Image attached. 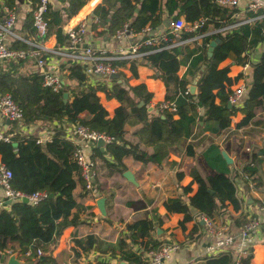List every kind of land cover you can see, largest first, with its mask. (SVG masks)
<instances>
[{
	"label": "trees",
	"instance_id": "16d2710c",
	"mask_svg": "<svg viewBox=\"0 0 264 264\" xmlns=\"http://www.w3.org/2000/svg\"><path fill=\"white\" fill-rule=\"evenodd\" d=\"M36 3V0H34ZM63 6L59 9L50 7L46 14L48 31L41 41L51 36L56 37V48H64L69 43L65 27L86 5L88 0H62ZM9 6H18L21 0H3ZM144 6L154 7L155 11H148ZM116 7V10L113 8ZM224 7L215 0H103L94 9V15L99 22L93 23V29L99 26L104 30L100 34L115 35L117 31L128 23L131 32L139 33L149 27L155 31L162 25L167 10L171 19L185 17L188 22L205 18L204 23L195 31H182L180 36L168 32L167 40H162L154 46H143L145 52L139 58L130 60H115L114 65L128 67L133 75H138L140 65L150 67L154 76L161 79L166 86L165 100L174 101L176 111L169 109L161 113L150 110L153 93L148 91L145 84L133 86L123 72L112 77L114 84L111 87L88 84L84 67L74 61L62 60L60 72L67 83L56 92L50 86L44 85V76L39 71H23L25 61L0 62V93L9 92L24 112V125L33 126L41 124L50 126L55 121L68 124H83L91 129L105 132L113 137V141L106 144L102 151L97 144L92 145L93 154L89 157L94 160L99 155L114 171L123 173L127 167L124 164L126 156H133L142 161L144 166L159 164L163 158L162 146L154 153L148 154L137 145L129 143L125 138V125L129 122L142 123L158 140L164 138L165 129L178 136L189 134L192 126L198 120L217 121L220 129H227L238 112L244 115L238 126L249 124L256 116L257 109L264 103V52L259 61L251 66V78L247 84V96L241 108L229 107V97L232 94L234 80L228 75L229 67H221V63L232 58L236 64H244L248 60V53L259 43L264 41V16L255 20V24L248 23L229 27L242 18H235L239 9ZM261 11V10H260ZM250 12L248 15H260ZM263 13V12H262ZM0 10V18H2ZM21 30L26 39L36 34L33 25V13L26 15ZM212 32V33H209ZM197 35H204L201 44L194 40L193 47L188 40ZM219 39L220 42L209 54L207 45ZM13 47L28 48L22 40L14 39ZM49 54L45 53L44 58ZM180 58V65H188V73L196 75L203 67L201 77L198 79L196 92L189 90L191 81L187 74L179 76V68L173 67V61ZM121 80V81H119ZM77 82L73 88L71 83ZM104 91L108 98H116L120 105L114 114L102 104L99 95ZM70 93L65 99L64 93ZM141 103H143L141 105ZM198 109L203 113L199 114ZM90 113L89 120L82 117L83 113ZM56 133V131H55ZM54 133V134H55ZM10 136V141L0 139V155L8 168L13 172V188L25 194L45 192L47 197L37 205L28 202L14 201L0 207V264H7L8 257L17 253L18 258L27 264H60L58 255L54 256L64 230L71 225H77L79 220L70 219L73 209L81 208L77 203L74 190L76 178L86 188L85 180L81 174V167L76 158V152L81 147L73 141L62 138L61 144H54L53 140L44 144L37 142V136L28 135L18 131V122L4 133ZM261 153V154H260ZM106 156H110V162ZM264 149L253 150L251 159L244 164L242 170L228 171L214 169L206 177L207 184L201 187L198 195H189L191 184L185 186L186 202L181 211L194 213L219 221L222 213L226 211L228 202L239 208L237 197V181L251 180L255 187L264 191V170L262 168ZM244 172V173H243ZM244 174L248 175V179ZM202 174L194 176L200 179ZM96 181V178H95ZM94 181V182H95ZM95 187V186H94ZM211 187L215 190L214 201L206 203L204 193ZM224 189L223 193H219ZM88 190V189H87ZM53 194V197H50ZM176 199L169 203L176 202ZM130 205L136 202H128ZM168 203V204H169ZM1 206V204H0ZM155 223L153 220L134 222L127 228L116 245L107 244L104 248L102 240L94 235L75 239L73 248L76 258L98 248L104 253H110L112 258L119 254L118 262L102 260L97 264H148L144 253L149 250H158L164 244L155 236ZM145 237L144 239H141ZM139 247L142 250L136 251ZM42 250V254L38 253ZM10 251V252H8ZM236 248H229L217 256L210 255L203 258V264H235ZM254 248H248L240 264H252Z\"/></svg>",
	"mask_w": 264,
	"mask_h": 264
},
{
	"label": "crops",
	"instance_id": "0c3cea01",
	"mask_svg": "<svg viewBox=\"0 0 264 264\" xmlns=\"http://www.w3.org/2000/svg\"><path fill=\"white\" fill-rule=\"evenodd\" d=\"M102 1L88 0L79 13L70 20L65 29L67 32L69 25H75L85 21L88 29L86 36L88 44L97 50L103 49L108 54L120 48L127 50L130 44L142 42L147 38L167 37L168 32H170V23L175 20L168 16L166 10L164 14L165 22L157 30L150 31L148 37L149 27L146 28L148 31L134 32L124 38H118L116 34L109 35L107 32L102 35L100 32L104 28L99 26L97 29H93L92 25L96 23L94 9ZM34 2V0H21L20 4L16 6L18 20L15 25V30L24 39L26 38L21 27L24 24L26 15L34 9L37 0L36 3ZM249 3L250 0H241L236 7L239 11L234 17L239 20L242 18V20L229 27L232 28L243 23H248L250 26H253L256 19L264 16V8L260 11V15L255 17L249 16L248 14L250 12L255 13L249 10ZM3 4V0H0V7ZM62 6V0H53L51 4V7L54 9H59ZM143 8L148 11L156 10L150 6H144ZM113 10H116V7ZM182 18L185 19V17ZM203 36L197 35L190 38L188 43L191 47L194 46L196 41L201 44ZM33 38L34 36L29 39ZM35 40L46 48H56L55 36H51L46 41H41L39 38H35ZM194 40L196 41L194 42ZM210 44L207 45L208 52ZM263 52L264 41L249 51L246 63L236 64L232 58H228L221 63V67H229L228 75L235 82L232 86L233 91L236 87L244 83L247 87L251 78L250 64L259 61ZM47 54H49L47 60L51 70L53 69L60 75H63L59 68L62 60L57 56H53L51 53ZM209 54L211 53L209 52ZM141 58H139V61H142ZM23 61H25V65L27 64L26 69L23 71H38L36 60L29 58ZM6 62L8 61L3 63L6 64ZM180 64V58H176L173 61V67L179 68L178 74L180 77L184 76L185 73L187 74L188 79L191 81L189 84L190 90V87L201 77L204 67L196 75L192 76L191 73H188V65ZM119 72H123L133 86L145 84L148 91L154 95L150 103V110L161 113L157 107L166 101V86L161 79L154 76L153 69L145 65H140L138 75H133L131 69L128 67H119ZM64 80L67 83L65 77ZM99 84L111 87L114 82L111 77L109 79H100ZM76 85V81L71 83L73 88ZM247 90L244 96L241 97L240 105L235 107L241 108L243 106L247 96ZM99 95L102 104L109 111L110 115H113L115 109L120 105V102L116 98H108L104 91H100ZM69 96L70 93H68ZM229 107L232 108L233 105ZM198 112L202 114L203 110L198 109ZM82 117L89 120L93 115L85 112L82 114ZM243 117L244 115L238 112L233 117L230 127L223 130L219 128L217 121L211 120L206 122L198 120L192 126L190 133L182 136L174 135L170 133L169 129H165L164 138L159 140L146 130L142 123H127L125 125V138L129 143L137 145L148 154L154 153L158 147L162 146L161 149L164 156L159 164L149 166H144L142 161L136 160L131 155L126 156L123 160L127 167L125 171L129 170L134 174L135 182L128 180L124 176L125 171L122 174L114 171L99 155H96L94 158L96 162V181L93 189H84L80 180L75 176L76 188L74 195L81 208L73 209L70 219L75 217L79 222L77 225L68 226L64 230L59 244L54 250L53 254L54 256H59L60 264H97L101 260H112V262L116 263L118 262L119 254L116 255V258H112L110 253H104L98 248H93L88 253H83L82 256L76 258L73 251L75 239L94 235L102 240L104 243L103 247L105 248L107 244L116 245L119 238L127 232L130 224L136 221L146 222L148 220H153L155 223L156 231L154 237L158 241L164 244L172 242H178L180 244V248L172 254L170 259L165 260L163 264H203V258L208 256L207 247L212 242L211 236L207 232L206 223L203 220L204 215L200 214L196 216L192 212L186 213L181 211V209L186 202L187 194L193 196L201 193V187L207 184L206 177L211 175L214 169H226L232 172L233 170H239L240 172L244 164L250 161L253 150L264 149V103L257 109L256 116L249 124L239 127L238 123ZM13 122L10 121L8 123V120L0 114V132L5 133L8 127L12 126ZM22 123L23 121L18 122V131L37 137L52 135V137L54 136L53 142L56 145H60L62 138H66L63 123L58 121H55L48 127H42L41 124L26 126ZM92 145V143L85 141L80 143L83 152L88 158L93 154ZM105 146L101 148L102 151H105ZM223 151L232 158L233 163L229 164L226 161L223 156ZM245 151L249 152L246 156H244ZM106 157L110 162L113 161L110 156ZM262 168L264 170V159ZM198 174H202V177L200 179H194V176ZM188 184H191V190L190 193L186 194L183 188ZM223 192L224 189L219 191V193ZM214 193L215 190L213 188L209 187L207 189L203 194L206 203L211 204L214 201ZM2 194L3 191L0 189V196ZM237 197L240 202L239 208H236L232 203L228 202L226 211L221 214L218 221L223 224L228 223L231 232L235 235L240 234L243 225L250 218L261 215L259 206L264 200V191L257 189L251 180H244V182L238 180ZM173 199L177 201L169 203ZM130 201L136 202V204L130 205L128 203ZM0 207L3 208V206ZM144 238L142 237L141 239ZM252 247L254 248L252 264H264V224L261 225L260 230L254 235ZM135 250L141 251L142 249L136 247ZM64 253L70 255V257L64 259ZM16 257L18 258V254ZM72 258L75 259L73 260ZM19 260L23 264H27L23 260ZM125 263L128 264L127 262Z\"/></svg>",
	"mask_w": 264,
	"mask_h": 264
},
{
	"label": "built area",
	"instance_id": "2783aa9c",
	"mask_svg": "<svg viewBox=\"0 0 264 264\" xmlns=\"http://www.w3.org/2000/svg\"><path fill=\"white\" fill-rule=\"evenodd\" d=\"M215 1L224 7H234L241 2V0ZM52 2L53 0H37V3L32 10L33 25L36 30L33 39H24L16 33L15 25L18 20V10L16 6L12 7L3 4L0 7L3 14V19L0 20V62H20L29 58L36 60L38 71L44 76V85L52 87L56 92L63 88L65 80L61 78V75L57 71H54L53 69L51 70L48 60L43 57L45 53H51L53 56H60L63 60H71L81 64L87 75L88 83L96 86L100 85V79H109L113 74L119 73V67L114 65L113 61L140 58L145 54V52H141L143 46H154L159 44L162 40H167V37H151L142 42H134L130 44L127 50L120 48L115 52L108 54L105 50H97L92 45L88 44L86 40L88 29L86 22L83 21L79 24L69 25L67 27L69 43L66 47L62 49H49L44 45L37 43L35 38L38 39L47 34L48 20L46 19V14L49 11ZM248 8L257 13L264 8V0H250ZM205 20V18H202L194 22H187L184 18L180 17L171 21L169 26L170 33L175 36H180L182 31H195ZM95 22H99L98 17H95ZM144 31H148V29L145 28L141 32ZM132 33L134 32H131L129 24L126 23L123 28L117 31L116 37L124 38ZM14 39L26 42L28 48L19 49L13 47L12 41ZM246 89L247 87L245 83L236 87L229 97V103L233 106H239L241 97L244 96ZM157 108L160 112L167 109L171 111L177 110L175 102L171 100L162 102ZM0 114L10 121L21 122L24 119L22 108L9 92L0 93ZM63 126L66 138L79 145L82 141L92 143L93 145L97 144L100 139L104 140L106 144L113 141V137L105 132L91 129L83 124L63 123ZM53 137L52 135H47L45 137L39 136L37 142L40 144L51 142ZM0 139L10 141V136L0 132ZM76 158L81 167V174L85 180L86 188L88 190L93 189L96 178V162L88 158L81 147L76 152ZM244 176L248 179V175L244 174ZM12 177V170L7 167L0 155V189L3 191L2 196H0L1 206L5 207V204H8V200H11L12 203L14 201H23L24 198H27L28 203L37 205L47 197V193L45 192L25 194L22 191L14 189L11 182ZM259 210L261 211V215L250 218V220L243 225L239 235H235L231 232L228 223H219L218 221L203 216V220L207 226V232L212 240L207 247L208 256H217L222 251L235 247L237 251L235 264H240L242 258L248 254V248L252 247V239L254 238V235L260 230L261 225L264 224V200L260 204ZM179 248L180 244L178 242L166 243L158 250L152 249L145 252L144 258L147 260L148 264H163L164 261L170 259L172 254ZM38 253L42 254V250H38Z\"/></svg>",
	"mask_w": 264,
	"mask_h": 264
},
{
	"label": "water",
	"instance_id": "95a60500",
	"mask_svg": "<svg viewBox=\"0 0 264 264\" xmlns=\"http://www.w3.org/2000/svg\"><path fill=\"white\" fill-rule=\"evenodd\" d=\"M219 42H220L219 39H216V40H214V41L211 42L210 47H209V52H210V53L213 52L214 48L217 46V44H218ZM200 74H201V72H200ZM117 76H118V73L112 75L113 78H114V77H117ZM61 78L64 79V76L61 75ZM198 79H199V78H198ZM198 79H197V81H198ZM197 81H196V83H197ZM196 83L193 84V85L190 87V91H191L192 93H195V92H196V89H197ZM64 98H65V99L68 98V92H65V93H64ZM229 106H231V103H229ZM8 123H10V120H8ZM97 145H98V147L102 148V147H104V146L106 145V143L104 142V140L100 139V140H98ZM223 156H224V158L226 159V161H227L229 164L233 163L232 158H230V157L228 156V154H227L225 151H223ZM124 176H125L128 180H130V181H132V182H135L134 174H133L131 171H129V170L125 171V172H124ZM211 192H213V190H211ZM50 197H53V194H50ZM23 202H28L27 198H24V199H23ZM10 203H11V200H8V204H10ZM203 223H204V222H203ZM0 257H4V255L0 253ZM7 264H23V263H22V262H21V261L15 256V254H12V255L9 257ZM120 264H126V263H125V262H121Z\"/></svg>",
	"mask_w": 264,
	"mask_h": 264
},
{
	"label": "rangeland",
	"instance_id": "374dc122",
	"mask_svg": "<svg viewBox=\"0 0 264 264\" xmlns=\"http://www.w3.org/2000/svg\"><path fill=\"white\" fill-rule=\"evenodd\" d=\"M26 67H27V64H26V65L24 64L23 67H22V70H25ZM242 153H243V152H242ZM242 153H241V154H242ZM248 153H249L248 151H245L244 156H246V154H248ZM242 155H243V154H242ZM8 252H10V251H8ZM11 255H12V254H11ZM11 255H10V256H11ZM15 256H17V254H15ZM63 256H64V259H67L68 257H70V255H67V254H65V253L63 254ZM8 259H9V257H8ZM72 259L74 260L75 258H72Z\"/></svg>",
	"mask_w": 264,
	"mask_h": 264
}]
</instances>
